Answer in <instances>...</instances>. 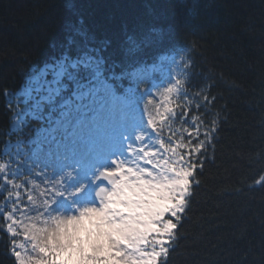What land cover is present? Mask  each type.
<instances>
[{
	"label": "rangeland",
	"instance_id": "1",
	"mask_svg": "<svg viewBox=\"0 0 264 264\" xmlns=\"http://www.w3.org/2000/svg\"><path fill=\"white\" fill-rule=\"evenodd\" d=\"M103 63L63 57L7 96L0 223L17 264H158L172 246L215 132L208 97L182 53L126 75Z\"/></svg>",
	"mask_w": 264,
	"mask_h": 264
},
{
	"label": "trees",
	"instance_id": "2",
	"mask_svg": "<svg viewBox=\"0 0 264 264\" xmlns=\"http://www.w3.org/2000/svg\"><path fill=\"white\" fill-rule=\"evenodd\" d=\"M179 53L215 132L158 264H264V0H0V165L7 96L41 67L93 55L126 75ZM0 264H17L1 223Z\"/></svg>",
	"mask_w": 264,
	"mask_h": 264
},
{
	"label": "bare ground",
	"instance_id": "3",
	"mask_svg": "<svg viewBox=\"0 0 264 264\" xmlns=\"http://www.w3.org/2000/svg\"><path fill=\"white\" fill-rule=\"evenodd\" d=\"M31 80H33V79H29V81H31ZM37 80H38V78H35V79H34V81H37ZM181 210H182V208L179 209L178 212H176V213L181 212ZM176 213H175V214H176ZM173 229H174L173 226H172L171 228H169L170 231L173 230ZM19 248H21V247H19ZM19 248H18V249H19ZM22 249H23V252L26 250L25 248H22ZM25 252H26V251H25ZM154 256H155V258H156V257H157V254H155ZM155 260H156V259H154V261H155ZM154 261H153V262H154ZM153 262H152L151 264H156V261H155L154 263H153Z\"/></svg>",
	"mask_w": 264,
	"mask_h": 264
}]
</instances>
